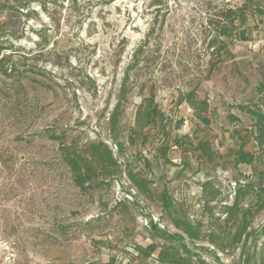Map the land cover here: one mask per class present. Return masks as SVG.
Returning a JSON list of instances; mask_svg holds the SVG:
<instances>
[{"label":"rangeland","instance_id":"1","mask_svg":"<svg viewBox=\"0 0 264 264\" xmlns=\"http://www.w3.org/2000/svg\"><path fill=\"white\" fill-rule=\"evenodd\" d=\"M251 112L264 0H0V264H264ZM97 144L117 166L81 190Z\"/></svg>","mask_w":264,"mask_h":264},{"label":"trees","instance_id":"2","mask_svg":"<svg viewBox=\"0 0 264 264\" xmlns=\"http://www.w3.org/2000/svg\"><path fill=\"white\" fill-rule=\"evenodd\" d=\"M257 11H260V9H258ZM221 30L222 35H228L226 27H223ZM240 35L244 39H246L245 32H242ZM119 113V106H116L110 118V122L112 124L113 129L116 128L118 125ZM251 115L256 121V128L260 136V142H258V144L259 146H262L264 144V115L258 112H251ZM149 116L150 113H148V117ZM201 120L204 123H209L207 118L201 117ZM237 147L238 150L236 152L235 168L237 169L238 166L241 164L251 165L254 162L255 158L251 154L245 152L244 142L239 144ZM200 151L209 162H212L214 154L211 152V144L208 141H205L202 144V146L200 147ZM66 161L67 164L70 166L76 186L79 187L81 190L91 188L94 179L99 178L100 176L110 177L112 170L115 168V166H117V163L113 158L112 152L105 144H97L95 146H92V151L87 154V158L76 153L73 155H69ZM96 165L98 167H96ZM136 185L140 187L141 182L136 183ZM260 194L262 197H264V186L260 189ZM161 236L166 240L172 239L169 236ZM179 262L180 261H178L176 264H179ZM182 263L184 262L182 261Z\"/></svg>","mask_w":264,"mask_h":264},{"label":"crops","instance_id":"3","mask_svg":"<svg viewBox=\"0 0 264 264\" xmlns=\"http://www.w3.org/2000/svg\"><path fill=\"white\" fill-rule=\"evenodd\" d=\"M253 143L254 142H251V143L250 142H245V152L251 154L256 159V155L257 154L255 153L256 149L254 148ZM237 150H238V148H237ZM237 150L234 151V157H233L234 158L233 159V166H234V168H235V159H236V152H237ZM251 165L241 164V165L238 166V168L241 169V167H243V166L244 167H249Z\"/></svg>","mask_w":264,"mask_h":264}]
</instances>
